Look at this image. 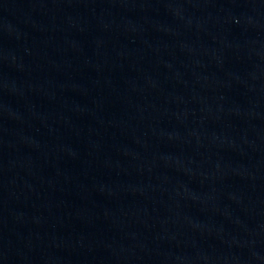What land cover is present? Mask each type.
<instances>
[{
    "label": "water",
    "instance_id": "95a60500",
    "mask_svg": "<svg viewBox=\"0 0 264 264\" xmlns=\"http://www.w3.org/2000/svg\"><path fill=\"white\" fill-rule=\"evenodd\" d=\"M0 264H264V0H0Z\"/></svg>",
    "mask_w": 264,
    "mask_h": 264
}]
</instances>
